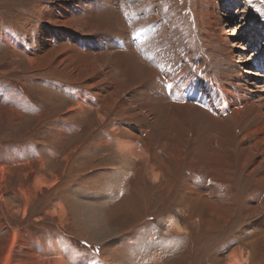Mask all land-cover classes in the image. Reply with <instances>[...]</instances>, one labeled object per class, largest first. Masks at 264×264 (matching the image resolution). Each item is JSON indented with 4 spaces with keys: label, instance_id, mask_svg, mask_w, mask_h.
<instances>
[{
    "label": "rangeland",
    "instance_id": "374dc122",
    "mask_svg": "<svg viewBox=\"0 0 264 264\" xmlns=\"http://www.w3.org/2000/svg\"><path fill=\"white\" fill-rule=\"evenodd\" d=\"M50 1L0 0V264H155L150 257L157 251L164 254L159 264H222L239 249L252 255L244 264H264V250L245 243L253 228L243 205L254 204L255 193L264 195L252 184L242 196L251 176L244 177L240 190L232 182L230 187L214 186L209 194L204 179L217 170L209 175L196 171L185 155L170 162L169 170L158 167L155 180L144 161L119 153L116 126L124 116L116 108L106 120L99 118L100 102L94 96L98 107L78 109L80 93L91 95L93 90L41 62L42 36L50 42L47 53L73 42L66 36L67 44H60L50 34H39L52 11ZM140 3L134 0L133 5ZM198 3L153 0L154 13L160 23L171 22V34L190 53L206 51L216 64L220 45L232 47L236 40L232 58L248 52L250 62L254 57L263 62L264 0H217L212 19L219 17L213 26L202 16L205 11L196 14ZM240 9H249L251 18L241 17ZM228 19L231 32L242 28L239 35H223ZM254 20L261 25L257 34ZM205 29L215 31L221 42L208 47ZM257 77L264 84V76ZM235 100L231 108L239 106V97ZM190 181L202 193L214 195L218 204L238 198L230 220H215L210 230L204 223H190L183 196Z\"/></svg>",
    "mask_w": 264,
    "mask_h": 264
},
{
    "label": "bare ground",
    "instance_id": "6f19581e",
    "mask_svg": "<svg viewBox=\"0 0 264 264\" xmlns=\"http://www.w3.org/2000/svg\"><path fill=\"white\" fill-rule=\"evenodd\" d=\"M51 1L52 11L45 15L47 24L39 29V34H50L60 44H67L66 36L73 42L47 53L50 42L42 36L38 39L41 62L57 67L60 74L73 82L85 81L87 89L93 90L91 95L88 91L80 93L78 109L98 107V100L99 118L106 120L109 111L115 108L124 116L116 126L120 135L118 149L124 158L144 161L158 180V167L169 170L170 162L187 155L194 170L202 169L207 175L212 169L217 170L215 176H205L209 194L214 192V186H228L232 182L239 189L245 176H251V181L242 196L252 184L264 193V84L257 80V76H264V56L263 62L260 57L250 62L248 52L232 58L236 40L232 47L220 45V62L216 64L206 51L190 53L187 46L176 41V34H171V22L168 19L159 22L153 0H138L143 5L139 7L133 5L134 0H113L112 5L107 3L111 0H100V4L97 0ZM144 5L146 9L140 10ZM196 6V14L205 11L202 16L213 26L212 22L219 17L212 19L217 0H199ZM239 12L245 19L252 16L249 9ZM252 22L255 33L261 25L257 20ZM231 23L232 19L225 21L224 27L228 28L223 35L241 33L239 27L231 32ZM204 31L208 47L221 42V38H214L215 31ZM161 81L172 84V89H162ZM237 96L239 106L231 108ZM219 108H224L223 114ZM184 186L190 223H204L210 230L215 220H230L238 198L218 204L212 198L214 195L197 190L192 181ZM254 197V204L243 205L244 211L250 212L253 228L245 243L258 251L264 250V195L255 193ZM244 252L239 249L225 260L221 257L222 264H244L252 257ZM162 255L157 251L150 258L159 264Z\"/></svg>",
    "mask_w": 264,
    "mask_h": 264
},
{
    "label": "snow or ice",
    "instance_id": "6c2138e0",
    "mask_svg": "<svg viewBox=\"0 0 264 264\" xmlns=\"http://www.w3.org/2000/svg\"><path fill=\"white\" fill-rule=\"evenodd\" d=\"M161 87H162V89L171 90L173 85L172 84H164L163 81H161ZM177 87H179V85H177Z\"/></svg>",
    "mask_w": 264,
    "mask_h": 264
}]
</instances>
